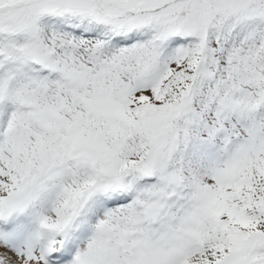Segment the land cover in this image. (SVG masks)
<instances>
[{"label":"snow or ice","instance_id":"6c2138e0","mask_svg":"<svg viewBox=\"0 0 264 264\" xmlns=\"http://www.w3.org/2000/svg\"><path fill=\"white\" fill-rule=\"evenodd\" d=\"M0 264H264V0H0Z\"/></svg>","mask_w":264,"mask_h":264}]
</instances>
